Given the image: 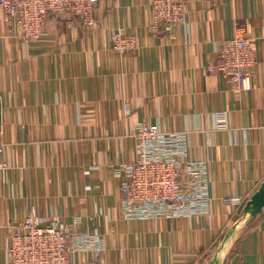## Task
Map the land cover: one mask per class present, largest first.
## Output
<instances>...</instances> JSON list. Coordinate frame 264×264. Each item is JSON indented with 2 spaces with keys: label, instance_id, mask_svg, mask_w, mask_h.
I'll use <instances>...</instances> for the list:
<instances>
[{
  "label": "crops",
  "instance_id": "crops-1",
  "mask_svg": "<svg viewBox=\"0 0 264 264\" xmlns=\"http://www.w3.org/2000/svg\"><path fill=\"white\" fill-rule=\"evenodd\" d=\"M150 3L102 0L95 27L53 17L31 41L0 7V141L11 164L0 175V264L32 209L103 239L96 258L74 251L71 264H264V209L244 213L264 182V0H186L185 20L157 33ZM118 27L134 49L113 47ZM236 34L257 58L242 86L209 69ZM142 121L188 133V159L208 164L206 211L124 217L116 168L135 159Z\"/></svg>",
  "mask_w": 264,
  "mask_h": 264
},
{
  "label": "built area",
  "instance_id": "built-area-1",
  "mask_svg": "<svg viewBox=\"0 0 264 264\" xmlns=\"http://www.w3.org/2000/svg\"><path fill=\"white\" fill-rule=\"evenodd\" d=\"M102 0H0L8 26H15L25 40H41L48 22L71 14L88 29L96 26V9ZM114 1V0H110ZM151 28L170 32L186 18V0H151ZM113 47L121 53L136 47V37L116 28ZM218 63L211 72L221 71L231 82L244 85L256 64L251 39L236 34L222 41ZM130 113V109L128 112ZM224 116V114H223ZM136 157L116 168L122 177V212L126 219L151 220L192 216L207 210L209 201L208 164L189 160V137L184 131H165L158 123L142 121L134 125ZM0 141V175L11 168ZM237 201H240L237 199ZM81 222V216H77ZM105 244L95 233L72 232L58 220L39 216L35 209L12 225L7 253L9 264H71L74 251H93L95 258ZM90 264H98L96 260Z\"/></svg>",
  "mask_w": 264,
  "mask_h": 264
},
{
  "label": "water",
  "instance_id": "water-1",
  "mask_svg": "<svg viewBox=\"0 0 264 264\" xmlns=\"http://www.w3.org/2000/svg\"><path fill=\"white\" fill-rule=\"evenodd\" d=\"M2 122L1 103H0V124ZM264 209V182L259 189L252 195L244 207L245 215L255 217Z\"/></svg>",
  "mask_w": 264,
  "mask_h": 264
},
{
  "label": "trees",
  "instance_id": "trees-1",
  "mask_svg": "<svg viewBox=\"0 0 264 264\" xmlns=\"http://www.w3.org/2000/svg\"><path fill=\"white\" fill-rule=\"evenodd\" d=\"M66 15L68 17H71V14H62L61 16Z\"/></svg>",
  "mask_w": 264,
  "mask_h": 264
}]
</instances>
